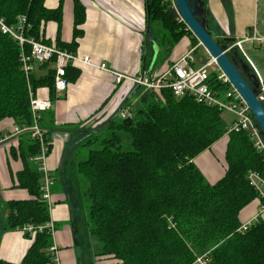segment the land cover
Wrapping results in <instances>:
<instances>
[{"label": "trees", "instance_id": "16d2710c", "mask_svg": "<svg viewBox=\"0 0 264 264\" xmlns=\"http://www.w3.org/2000/svg\"><path fill=\"white\" fill-rule=\"evenodd\" d=\"M44 1L0 0V18L15 25L25 16V36L41 39L43 23L53 20L60 24L62 17L63 0L55 8L46 7ZM166 4L164 0L145 1L146 25L150 29L158 24L163 32L152 31L159 49L146 52L142 71L156 62L157 55L168 56L182 37L188 35L190 45L198 42L184 22L177 23ZM84 19V5L73 0V38L69 43L56 38L58 48L75 52L76 38L82 33L77 26ZM22 50L29 53L30 45L24 43ZM20 51L18 41L0 29V120L10 117L17 126L28 127L33 122L29 86L32 90L47 86L52 92L54 68L49 67L42 76L32 71L27 82ZM227 53L233 61L242 57L235 47ZM78 73L74 66L66 67L67 80ZM207 83L217 93L228 88L215 70ZM133 90L138 104L132 107V114L121 117L115 113L97 128L83 130L86 137L76 151L73 169L78 216L81 226L101 244L100 252L121 264H200L196 259L201 255L204 264H264V221L257 219L241 229L239 220L240 210L257 197L248 182V171L264 177V158L248 135L242 130L228 131L221 110L198 103L192 96L176 97L168 87L156 92L136 85ZM40 121L48 154L50 139ZM62 129L74 132L76 125ZM20 134L18 149L11 148V153L23 164L16 174L18 186L32 197L1 205L0 231L23 230L50 219L49 207L41 198L42 173L34 159L40 141L30 130ZM225 134L227 168L221 178L208 183L192 160ZM23 233L33 242L22 261L0 259V264H53L51 233L47 229L36 230L34 235Z\"/></svg>", "mask_w": 264, "mask_h": 264}, {"label": "crops", "instance_id": "0c3cea01", "mask_svg": "<svg viewBox=\"0 0 264 264\" xmlns=\"http://www.w3.org/2000/svg\"><path fill=\"white\" fill-rule=\"evenodd\" d=\"M80 1L85 8V19L77 26L82 33L76 38L75 52L91 57L94 64L105 63L109 70L96 65L74 64L79 73L68 80L65 90L55 91L53 88L50 92L47 86L35 89L39 97L52 100L51 110L42 112L40 117V126L47 132L51 146L46 166L54 177L49 212L55 226L52 242L57 247L61 264H121L112 255L101 253L99 241L81 226L73 166L78 157V145L85 136L83 130L89 126L87 120L98 114L105 121L114 116L116 108L122 104L124 88L121 90L116 85L114 72L130 76L142 73L146 52L159 49L152 34V31L158 32L159 25L154 24L150 29L146 25V0ZM44 4L55 8L59 0H45ZM206 7L207 25L212 35L240 40V47L236 48L241 58L259 83H264V47L256 41L244 40L253 31L264 35V0H206ZM73 27V0H63L60 24L53 20L43 23L40 38L55 46L56 38L69 43L73 38ZM189 46V39L182 37L168 56L157 55L156 62H151L146 72L152 75L163 72ZM49 67L54 68L52 61L45 66L35 61L33 72L42 76ZM129 87L125 84L126 95L130 97L128 106L134 108L138 97L134 94V86ZM75 125L74 132L62 129L63 126ZM16 127L13 118L0 120V226L2 204L12 199L32 197L25 188L18 186L16 174L23 164L18 156L11 153V148L18 149L21 137ZM227 142L228 135L225 134L192 160L208 183H214L225 173ZM259 205L256 197L240 210L241 225L257 216ZM258 219L264 221V212ZM32 242L33 238L27 237L22 230L0 231V259L20 263Z\"/></svg>", "mask_w": 264, "mask_h": 264}, {"label": "built area", "instance_id": "2783aa9c", "mask_svg": "<svg viewBox=\"0 0 264 264\" xmlns=\"http://www.w3.org/2000/svg\"><path fill=\"white\" fill-rule=\"evenodd\" d=\"M166 1L176 8L174 0ZM0 29L2 33L7 34L17 40L21 46L20 60L27 82L29 81V76L33 71V64L35 61L38 63H43L51 60L53 62V82L55 91H63L66 89L68 85V80L66 78V67L68 65H96L98 68L103 70H109L105 63L94 64L92 58L87 55H80L76 52L60 49L55 45L45 43L40 39L27 38L25 36V16H20L15 25H8L3 21L2 18H0ZM244 40L256 41L264 47V35L258 34L255 31H253L251 34H248ZM24 43H28L30 45L29 53H26L24 50H22V45ZM240 43V40H234L228 48L240 47ZM200 46L202 45L199 41L195 45H190L180 57L173 60L170 65L160 73L152 75L143 70L138 76H130L124 73L114 72L116 85L120 86L121 90L124 88V97L122 96L121 106H117L118 108H116L117 113L121 117H128L132 114V107L130 108L128 106V104H130V97L126 95L127 91L125 89V84H128L130 87H135L138 85L144 89H153L156 92H159L162 87H168L172 90L176 97L189 95L192 96L193 99L198 103L214 106L222 112L227 111L233 114V119L228 125V131H244L248 135L253 148L264 158V137L259 125L251 114L248 104L230 83L227 76L219 68L212 56H210L207 60L200 58L199 63L197 62L195 52ZM209 68H212L217 72V78L221 80V82L228 84V88L222 91V93H217L210 89L207 83L210 73ZM259 90L260 91L257 95V98L261 101H264V83H260ZM29 98L33 122L28 127L17 126L16 131L21 132L23 130H30L31 136L38 138L40 141V152L37 156H35L34 159L38 162L39 170L42 173L40 187L41 198L47 203L50 211V207L52 205L51 186L53 184L54 177L48 171L46 166V156L48 155V149L46 143H44L42 140V131L40 130L38 120L42 112L51 110L52 100L49 98L39 97L36 95L35 90H32L30 86ZM100 117L101 116L96 114L89 118L86 124L91 125L99 123L102 121ZM247 179L249 184L256 190L260 205L257 216H255L251 221L242 224L240 227L241 229H245L252 222L256 221L258 216L264 212V177L256 171L249 170L247 173ZM43 229H47L51 233V236L54 234L55 226L51 219L42 225H27L22 231H28L34 235L36 230L41 231ZM49 251L52 255L53 264H61L57 255V247L53 244V242ZM203 258L204 255L197 257L196 262L204 264Z\"/></svg>", "mask_w": 264, "mask_h": 264}, {"label": "water", "instance_id": "95a60500", "mask_svg": "<svg viewBox=\"0 0 264 264\" xmlns=\"http://www.w3.org/2000/svg\"><path fill=\"white\" fill-rule=\"evenodd\" d=\"M179 16L188 29L197 38L207 53L214 58L230 83L248 104L254 120L264 137V101L257 98L260 83L248 64L243 60L233 61L228 56V42L233 38H224L220 44L211 34L204 17V0H174ZM236 48V47H235Z\"/></svg>", "mask_w": 264, "mask_h": 264}, {"label": "rangeland", "instance_id": "374dc122", "mask_svg": "<svg viewBox=\"0 0 264 264\" xmlns=\"http://www.w3.org/2000/svg\"><path fill=\"white\" fill-rule=\"evenodd\" d=\"M164 2L165 3H168L166 0H164ZM166 7L170 10V11H172L173 13H174V18H175V20L177 21V23H179V22H183V20L180 18V16H179V14H178V11H177V9L176 8H174L171 4H166ZM186 25V24H185ZM186 28L188 29V27H187V25H186ZM158 32H159V34L160 33H162L163 31L161 30V28L160 29H158ZM184 37H187V38H190L188 35L187 36H184ZM215 39H217V41L220 43V44H223L224 43V41H223V39L222 38H215ZM195 55H196V59H197V62L199 63V60H200V58H203V59H205V60H207L209 57H210V55L207 53V51L205 50V48L203 47V46H200V47H198V49L196 50V52H195ZM209 71L211 72V71H213V69L212 68H209ZM221 116H222V118L225 120V122L227 123V124H229L231 121H232V119H233V114H231V113H229V112H227V111H223L222 112V114H221ZM102 122H104V121H101V122H99V123H96V124H91V125H89L87 128H85V129H95V128H97L100 124H102ZM84 132V131H83ZM85 133V132H84ZM87 133H89V132H87ZM86 134V133H85ZM84 134V135H85ZM83 135V134H82ZM86 137V136H85ZM84 140V137H83V139L81 140V141H83ZM127 146V145H126ZM86 151V150H85ZM81 152V151H80Z\"/></svg>", "mask_w": 264, "mask_h": 264}]
</instances>
